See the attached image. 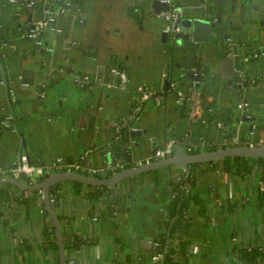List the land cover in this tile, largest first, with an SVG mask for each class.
I'll return each mask as SVG.
<instances>
[{
    "label": "water",
    "instance_id": "obj_1",
    "mask_svg": "<svg viewBox=\"0 0 264 264\" xmlns=\"http://www.w3.org/2000/svg\"><path fill=\"white\" fill-rule=\"evenodd\" d=\"M122 1L124 13L129 19L147 24L150 35L159 37L161 56L166 64V70L160 77L161 88L171 91L176 98L179 97L177 91H183L187 101L178 107L185 111V123L187 119L191 124L197 119L203 133L198 137L196 129L190 127V136L176 141L173 156L154 158L151 163H134L139 158L153 155L162 146L160 137H148L151 129L142 125L141 111L147 89H139L138 83H122L114 70L115 66H119L127 71L125 55H122L124 51L127 55V49L102 41L101 47L96 46L98 53L90 57L93 44L83 41L88 37V21L85 19L91 10L95 11L100 0H0V22L5 16L16 24L7 48L3 49L0 43V61L3 62H0V79L8 75L3 92L7 110L0 112L3 131L16 133L20 129L23 135V122L32 114L49 112L51 105L58 107L65 102L64 107L68 110L76 109L67 100L70 88L78 89V93H73L74 99H79L81 95L88 97V102L84 104L87 108L93 105L96 96V100H102L113 88H129L130 95L134 97V100L130 99L132 104L127 114L131 117H123L117 125V131L123 129V133L116 132V136L109 138V145L100 148L104 164L102 171H97L99 174L57 170L48 171V176L33 183L27 181L24 173L19 178L4 179L15 182L24 191L43 190L45 195L40 200L55 221V238L49 240L43 234L41 251L52 261L51 243H58L60 264H67L69 247L63 241L62 219L54 210L60 200L51 201V191L56 185L70 180L103 189L107 187L108 193L125 196L127 191L120 189L125 188L131 177L162 168L180 166L188 176L194 162L203 165L230 156L264 160V144L259 142L264 139V0ZM167 12L172 13V18L167 17ZM53 15H56L55 21L44 27L38 26V20ZM91 20L93 28L97 27L94 16ZM61 21L67 22L68 27L58 31ZM8 55H12L11 58ZM119 55L124 57L118 60ZM178 56L182 57V61L176 62ZM30 64L34 65L30 69L33 75L29 82H24L20 76L29 71L26 66ZM130 77H135V73H129L128 79ZM17 79L26 86H20L23 96L18 101H14L16 97L12 95L7 99V91L16 85ZM121 98L126 100V94ZM153 99L154 96L146 100L153 102ZM189 102L191 106H188ZM6 113L12 114V117L7 118ZM63 118L55 115L56 120L64 122L59 129L69 125L67 118ZM157 128L152 130L157 132ZM167 131L165 127L161 135L164 141L169 140ZM210 131H215L217 136L206 137ZM194 135L199 140H194ZM220 135L223 141L217 139ZM204 139L210 144L227 147L188 152L185 142L203 145ZM23 140L27 147L24 137ZM145 147L150 151L139 155L138 152ZM113 148H116V154L112 152ZM87 159H90L89 167L94 169V159L89 155ZM78 160L83 165L86 162L85 159ZM131 183L134 182H130L133 186ZM107 196L103 199H109ZM67 232L71 234L72 253H81L84 244L77 247L75 241V237L81 235L73 234L70 229ZM164 258L165 254L160 264ZM10 264L15 262L11 260Z\"/></svg>",
    "mask_w": 264,
    "mask_h": 264
},
{
    "label": "crops",
    "instance_id": "obj_2",
    "mask_svg": "<svg viewBox=\"0 0 264 264\" xmlns=\"http://www.w3.org/2000/svg\"><path fill=\"white\" fill-rule=\"evenodd\" d=\"M93 16L97 25L95 28L91 24ZM80 20L88 21L86 28L88 37L83 41L85 44H93L90 57L98 53L97 48L101 47L102 41H108L113 47H125L128 51L127 55L126 51L122 54L126 59L125 68L127 67L130 73H135V77H130L127 82L133 85L136 83L146 85L147 90H155L163 95L161 102L156 99H153V102L144 99L141 117L143 127L151 129L148 137L152 139L160 137L159 141L164 146L168 142L161 136L165 127L168 128L169 140L178 141L179 138L185 139L190 136V127L196 129L198 137L202 136L199 121L195 119L191 124L187 119L185 123L187 118L183 116L185 111L178 107L182 102H178V97H174L171 91L161 88L160 77L166 70V64L161 56L159 37L150 35L147 24L129 19L124 13L122 0H100L95 11L91 10L87 19ZM2 21L0 43L4 49L10 44L9 39L15 31L16 24L5 16ZM60 26L67 28L68 23L61 21ZM122 55L118 56V60ZM8 56L11 58L12 55ZM177 61H182V57L178 56ZM32 68H34L32 64L26 66L29 71L23 73L20 79L29 82L33 75L30 71ZM6 76L8 77L5 74L1 78L5 80L0 79V112L7 110V100L3 93L8 80ZM22 83L17 79L16 85H12L7 91V99L12 95L16 97L14 101H18L19 97L23 96L20 86L22 88L26 86ZM77 90L70 88L67 99L76 109L68 110L63 102L58 107L49 106V112L32 114V117L21 125L23 135L20 129L16 133L3 131L4 125L0 124V194L1 192L7 194H1L3 196L0 198L1 264H10L11 260L15 264H60V246L56 249L55 244L52 245V261H49L41 251L43 234L54 229L55 221L48 211H45L44 203L40 200L42 196L40 189H36L38 200L27 206L16 196L25 199L34 195V191H24L15 182L4 181L7 178H14L12 173L4 174L3 171L11 166L16 155L24 151L33 162L48 166H53L60 156L64 161L85 159V164L78 171L97 175L102 171L104 164L100 148L109 145V138L117 132V123L122 121L131 109L132 103L129 99L132 96L129 88L124 90L113 88L110 92L108 90L102 100H96V96L89 108L84 106L88 102L87 96L81 95L79 99H74L73 93ZM124 94L126 100L121 98ZM188 106H191L190 102ZM56 114L63 120V117H66L69 122L68 126L62 128L63 130L59 129V126L64 122L56 120ZM153 127H158L157 132L152 130ZM216 136L215 131H210L206 137ZM23 137L27 147L23 144ZM217 139L223 141L221 135ZM194 140L199 138L194 135ZM185 143L188 152L192 153L191 146L197 150L196 153L206 148L227 147L224 144H210L205 139L203 145L193 141ZM148 151L150 150L145 147L138 154L144 155ZM87 155L94 159V166L99 173L89 167L90 159H87ZM217 164L212 167L207 163L192 166L193 173L197 176L196 189L207 198V215L197 213L195 207L186 209L187 229L181 227L178 229L179 224L173 238L169 239V246L178 247L179 239L186 238L192 240L190 249L194 244L201 247L197 255L190 252L192 264H234L238 257L237 246L250 248L257 244L264 245V174L259 167L244 175L237 170L235 163H232L230 169H227L224 160ZM57 170L60 168H56L54 172ZM185 174L187 175L186 170L178 166L131 177L125 188L120 189L127 191L126 198L113 213L108 212L107 204L110 199H103L107 193L99 202L87 195L95 186L82 182L75 185L76 182L70 180L56 185L61 193L57 198L60 203L56 204L54 210L63 222V241H66L69 247L67 264H107L109 260H115L119 264L153 263L151 259L162 244L158 223L166 214V203L170 202L171 197H175L170 192L172 193V189ZM131 181L134 182L131 183L133 186H130ZM27 209L30 212L25 214ZM179 216L178 213L173 224L178 221ZM68 229L84 238V249L79 254L72 253L73 248L70 247L69 241L71 234L67 232ZM52 237L55 238V235ZM130 241L131 246L128 244ZM128 255L130 259L126 260ZM258 264H264V260Z\"/></svg>",
    "mask_w": 264,
    "mask_h": 264
},
{
    "label": "trees",
    "instance_id": "obj_3",
    "mask_svg": "<svg viewBox=\"0 0 264 264\" xmlns=\"http://www.w3.org/2000/svg\"><path fill=\"white\" fill-rule=\"evenodd\" d=\"M117 132H122L123 129L117 131ZM114 149V148H113ZM191 151L197 152V150L192 149ZM220 160H214L210 161L207 164L212 166L218 165L217 163ZM223 161V160H221ZM220 161V162H221ZM225 164L227 166V169H230L232 167V163H235L237 165V170L239 172H243L244 175L249 174L252 172L253 169L256 167H259V170L262 171L264 174V160L262 158H245L244 156H230L224 159ZM196 166H201L200 164L197 163H192V165ZM196 174L193 173V170L191 171L190 175H183L182 178L179 180L178 184L172 189V193L170 194L175 197H171V200L169 203H166L167 210L165 216L161 218V220L158 223V227L160 228L161 232L159 234V237L161 239V248L158 249V252H162L165 254L164 262L162 264H192L191 262V255H190V244L192 242L191 239H186V238H180L179 239V246L178 247H173L172 245L169 244V239L173 238V233L176 230L177 226L178 229L185 228L187 229L188 227V221H186V216L185 212L186 209L190 210V208L195 207L196 212L201 214V215H207V202H206V197L202 196L200 192H198L197 188V179H196ZM264 177V175H263ZM75 185H80L79 183H75ZM107 187L103 189L102 187H97L95 186L94 190H90L87 192V195L92 198L95 201H100L102 197L104 196L105 193L109 196V202L107 204L108 206V212L113 213L117 206L122 203V200L126 198L123 195H113L112 193H108L106 191ZM167 190H170L167 188ZM34 195L29 196L24 199V197L21 196H16V198H19L21 202H24L27 206H31L33 202H36L38 200L37 197V190H33ZM1 194L5 195V192H1ZM0 194V198L3 196ZM7 195V194H6ZM174 198H177L176 200ZM180 203V208L178 210V206ZM123 204V203H122ZM191 208V209H192ZM28 209L25 210V214L28 213ZM46 211V209H45ZM30 212V211H29ZM179 213V219L178 221L173 224L174 218L177 216ZM191 223V222H190ZM189 223V224H190ZM46 230V229H45ZM54 234L53 229H51V232L48 233L46 232V236H48L49 240L54 238L52 237ZM76 241V246H82L84 244V238L82 237H75ZM24 240V238L22 239ZM132 241V240H131ZM129 242L128 244L131 246L132 242ZM55 244V248L59 246L58 243L53 242L51 243L52 245ZM71 247V246H70ZM237 254L238 257L234 261V264H258L261 261L264 260V245H254L250 248H244L240 247L238 248L237 246ZM130 259V255L127 256L126 260ZM147 264H153V263H147ZM158 264V263H156Z\"/></svg>",
    "mask_w": 264,
    "mask_h": 264
},
{
    "label": "built area",
    "instance_id": "obj_4",
    "mask_svg": "<svg viewBox=\"0 0 264 264\" xmlns=\"http://www.w3.org/2000/svg\"><path fill=\"white\" fill-rule=\"evenodd\" d=\"M167 17H171V13L167 12ZM54 18L49 17L47 19H41L38 20V26L39 27H44L46 26L48 23L53 22ZM0 27H1V22H0ZM34 34V32H33ZM115 71L119 74V78L122 81V83L126 82L128 74L123 71L122 69L116 68ZM179 92V97H178V102H183L185 99V95L183 93V91L178 90ZM152 96H154V98L156 100H158V102L163 101V95L159 92H156L155 90H147L144 93V99H151ZM260 143L264 144V139L262 138L260 141ZM175 145H176V141L174 140H168V142L160 147L158 150H156V152L149 156V157H144V158H139L137 160L134 161L135 164H144L146 163H151L154 158H165L168 156H172L174 154L175 151ZM194 147L191 146L190 150H192ZM83 166V164H81V162L79 163V161H64L63 158L59 157L58 159L55 160V162L53 163V166H48L45 164H38L33 162L32 160H30L29 156L26 154H22L20 156H18L17 158H15L12 163L11 166H9L7 168V170H4V174L7 173H12L14 177H19L21 176L23 173L26 175V179L29 181V183H33V182H38L40 180H42L44 177L48 176V171H55L56 168H60V170H76L78 171L81 167ZM95 171H99L97 168H94ZM42 195L44 196L45 194L43 193V190L40 189ZM52 195H53V199L51 201H55L58 198V195L61 193L60 189L55 186L52 188ZM42 211H44V209H42ZM235 239H238L237 236H234ZM158 244L160 245L161 243L158 241ZM201 247L199 245L194 244L192 246V249H190L191 253L193 255H197L200 252ZM163 253L162 252H157L155 255H153L151 261L153 262V264L159 263L161 262V258L163 257ZM107 264H119L117 263L115 260H109L107 262Z\"/></svg>",
    "mask_w": 264,
    "mask_h": 264
},
{
    "label": "flooded vegetation",
    "instance_id": "obj_5",
    "mask_svg": "<svg viewBox=\"0 0 264 264\" xmlns=\"http://www.w3.org/2000/svg\"><path fill=\"white\" fill-rule=\"evenodd\" d=\"M170 13H171V12H170ZM51 17L54 18L53 20L55 21V19H56V15H53V16H51ZM170 18H172V13H171V17H170ZM48 24H50V23H48ZM62 28H63V27L58 26V27H57V30H58V31H61ZM165 30L167 31L166 28H165ZM132 50H133V49H132ZM132 50H131V51H132ZM129 55H130V54H129ZM116 68L122 69V68L119 67V66H115V67H114V70H115ZM122 70H123V69H122ZM123 71H124V70H123ZM125 72L128 74V77H129V73H130V72H129L128 70L125 71ZM128 77H127L126 82H124V84L127 83V81H128ZM144 88L147 89L146 85H141V84H139V89H144ZM177 95H179V92H178V91H177ZM130 99H131V100H134V97H131ZM130 99H129V100H130ZM11 117H12V114H10V115L7 116V118H11ZM128 117H131V116H129V115L126 116L127 119H128ZM118 121H119V120H118ZM121 122H122V121H119V123H121ZM119 123H117V124H119ZM114 135L116 136V133H115ZM118 144H119V143H118ZM115 151H117L116 148H114L112 152H113L114 154H116ZM22 154H26V153H24V151H20V152L16 155V158H17L18 156L22 155ZM26 155H27V154H26ZM173 155H174V154H173ZM173 155H172V156H173ZM29 158H30V157H29ZM14 159H15V158H14ZM30 160H31V159H30Z\"/></svg>",
    "mask_w": 264,
    "mask_h": 264
}]
</instances>
